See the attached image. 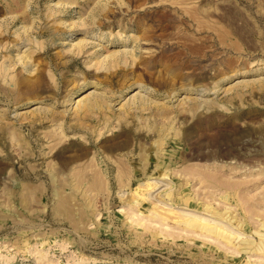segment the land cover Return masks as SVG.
<instances>
[{"label":"rangeland","instance_id":"rangeland-1","mask_svg":"<svg viewBox=\"0 0 264 264\" xmlns=\"http://www.w3.org/2000/svg\"><path fill=\"white\" fill-rule=\"evenodd\" d=\"M58 2L72 7L52 15ZM30 17L39 83L14 63ZM0 21V63L14 64L13 85L0 78V264H264V0H0ZM83 38L82 53L63 56ZM134 48V63L92 67ZM103 90L109 124L67 119L62 156L94 155L110 189L71 193L70 179L46 172L60 160L42 153L44 109ZM139 95L144 105L131 102ZM114 160L131 171L121 188Z\"/></svg>","mask_w":264,"mask_h":264},{"label":"bare ground","instance_id":"bare-ground-1","mask_svg":"<svg viewBox=\"0 0 264 264\" xmlns=\"http://www.w3.org/2000/svg\"><path fill=\"white\" fill-rule=\"evenodd\" d=\"M28 1V0H27ZM21 2V1H20ZM69 2V1H68ZM22 3V2H21ZM24 3V4H23ZM22 4L24 6L23 7V12L27 14V10H30V6H31V2H23ZM33 4V3H32ZM71 4V2H70ZM121 4V2H120ZM15 5V3H14ZM97 5V3H96ZM94 5V6H96ZM54 7L50 8L49 10L53 11L52 12V15H55V11L59 10V8H63L66 7V6H70L69 4L65 3V4H62V3H59L56 4V5H53ZM99 6V4H98ZM21 7V4H20V8ZM48 7V6H47ZM50 7V6H49ZM72 7V6H70ZM180 7V6H179ZM98 8V7H96ZM100 8V7H99ZM62 9V10H63ZM93 9V8H91ZM22 9H20L21 11ZM96 10V9H95ZM48 11V9L46 10ZM90 11V10H89ZM92 12V11H91ZM90 12V13H91ZM59 14V12H57ZM12 14V13H10ZM25 14V15H26ZM50 13H48V16H49ZM61 14V13H60ZM17 15V13H16ZM57 15V14H56ZM89 15V14H87ZM189 15V14H188ZM15 16V15H14ZM28 15H26L27 17ZM17 17V16H16ZM24 17V16H23ZM22 17V19H23ZM53 17V16H52ZM59 17V16H57ZM82 17V16H81ZM81 17H77V20H75V22L73 23V25L76 27H86L85 25L86 24V20L82 19ZM192 17V16H191ZM28 18V17H27ZM48 18H51V17H48ZM55 18V16L53 17ZM86 18V16H85ZM93 18V17H92ZM16 19V18H15ZM26 19V18H25ZM57 19V18H56ZM90 19V18H89ZM193 19V18H192ZM11 20V19H10ZM88 20V19H87ZM95 20V18H94ZM93 20V21H94ZM9 21V20H8ZM12 21V20H11ZM23 21V20H22ZM35 19L34 18H31L30 17V23L28 22L29 25H25L23 24L22 22V26L16 30V39L17 41L20 40V42L22 41L21 38L23 37V43L25 47L28 46V49H25L23 51H19L17 50L16 52V55H15V64L18 63V65H22V68L23 70H25L29 75L31 76H34L33 78H36V82L39 83L41 82V75L39 73H37V69H38V66L36 67V65L33 63V54L37 51V47H40V48H44L42 45L43 43L39 41V34H37V27H36V24H35ZM60 21V20H59ZM21 22V21H20ZM63 22V21H62ZM92 22V21H91ZM5 24V23H4ZM12 24V23H11ZM27 24V23H26ZM66 24V23H65ZM89 24V23H88ZM21 25V24H20ZM72 24L68 25V26H71ZM89 25H92V24H89ZM95 25V23L93 24ZM92 25V27H93ZM2 26L1 24V21H0V27ZM9 26V25H8ZM53 26V25H51ZM64 26V25H63ZM56 27V26H55ZM58 27V26H57ZM56 27V28H57ZM74 27V29H75ZM71 28V27H70ZM79 28V29H80ZM89 28V27H88ZM85 29V28H84ZM85 31V30H84ZM89 31V30H88ZM57 32V31H56ZM39 33V32H38ZM55 33V32H54ZM42 34V33H41ZM15 35V34H14ZM99 36V35H98ZM130 37V36H129ZM134 36H131V38H133ZM139 37H134L133 41L137 42ZM100 40H103V37L102 38H99ZM128 39V38H127ZM219 39V38H218ZM141 40V39H140ZM98 41V40H97ZM139 41V40H138ZM53 46H55L54 41H51ZM88 42L86 39H81V40H78L77 42L75 43H69V46L66 47V49L62 50V53H63V56H67L66 58H68V56H75L80 53L83 52V49L86 48V46L88 45ZM18 43V42H17ZM95 43V42H94ZM19 44V43H18ZM59 44V43H58ZM92 44V42H91ZM222 44V43H221ZM1 45H3L1 43ZM62 45V44H61ZM96 45V44H95ZM137 45V44H136ZM98 46H102V43L100 41H98L97 43V47ZM4 47V45H3ZM137 47V46H136ZM135 47V48H136ZM13 48V47H12ZM131 49V50H126V49H122L121 51H116V52H112V53H109L107 54L106 56L103 57L102 60H98L95 61L92 65V67H94L95 69V72L96 70L99 71V69H104V68H108L109 66H114L116 67V65L120 62L121 58H123V56L126 58V57H129L131 58L132 60V63H134L136 61V59L138 58L136 56V52L135 50L137 49ZM4 49V48H3ZM7 49V48H6ZM18 49V48H17ZM21 49V48H20ZM85 50V49H84ZM41 51V50H40ZM39 52V51H38ZM136 53V54H135ZM11 54V53H10ZM62 55V54H61ZM8 58V57H6ZM71 58V57H69ZM99 58V57H98ZM128 58V59H129ZM5 59V58H4ZM124 60V59H122ZM9 63V61H7ZM11 62V61H10ZM89 63V61H87ZM129 63V62H128ZM131 63V62H130ZM38 64V63H37ZM123 64H124V61H123ZM14 65V64H13ZM13 65H5V63H3V61L0 63V78L3 80V81H6V80H9L10 84L13 85L14 83V80H13V75L12 74V70H14V66ZM19 65V66H20ZM87 65V63H86ZM119 65V64H118ZM125 65V64H124ZM127 65V63H126ZM89 66V65H88ZM35 69H34V68ZM16 68V66H15ZM117 68V67H116ZM110 69V67H109ZM112 69V68H111ZM24 72V71H22ZM25 72V73H26ZM26 73V74H27ZM27 74V75H28ZM46 74H48L47 76H49V78L53 81H55V78L54 76L50 73V72H47ZM36 76V77H35ZM15 78V76H14ZM0 79V80H1ZM31 79V78H30ZM29 79V80H30ZM27 80V79H26ZM28 80V81H29ZM16 81V80H15ZM243 81V80H242ZM27 82V81H26ZM31 82V81H30ZM32 82L35 83V81L33 80ZM31 82V83H32ZM51 82V81H50ZM238 82V81H237ZM33 83V84H34ZM83 83V82H81ZM80 83V84H81ZM6 84V83H5ZM9 84V85H10ZM94 84V83H93ZM248 84V83H247ZM16 85V84H14ZM29 86V85H28ZM96 86H97V83H96ZM234 86V85H233ZM251 86V85H250ZM9 87V86H8ZM11 87V86H10ZM16 87V86H15ZM14 87V88H15ZM38 87V85H37ZM142 84H138V87L136 89H140L142 88ZM235 87V86H234ZM12 88V87H11ZM29 88V87H28ZM35 88V86H34ZM94 88V87H93ZM215 88H217V86H215ZM25 90V89H24ZM104 91V90H103ZM229 91V90H228ZM135 94H138L137 90H135ZM140 93V92H139ZM141 95H139L138 97L136 96H132V100L131 102H135V101H139V105L145 103L146 101L144 100V98L140 97ZM144 96V95H143ZM16 97V96H15ZM149 97V96H148ZM186 98V97H184ZM14 99V98H13ZM139 99V100H138ZM189 100L190 98H186V100ZM149 100V99H148ZM152 101V100H151ZM113 102V101H112ZM186 102V101H185ZM152 103V102H151ZM56 104V103H55ZM131 104V103H130ZM146 104H149V103H146ZM156 106L158 105V103H155ZM62 106V104H60ZM70 105V108L67 109L66 107L62 108L63 110L61 112H54V106H48V107H45L44 111L49 113L50 115V118H49V122H50V129L48 131H45L43 134V137L42 139H44L46 141V143H48V145H46L47 149H49L48 153H43V156L46 157L48 156L49 154L55 152V157L57 159L60 160L59 164H58V168L56 169L55 166H57L56 164H52L51 162L50 163H46L48 164L47 165V175L50 177V178H62V179H70L72 182H73V185L70 187L71 189V193H76V192H83V194H90V193H97V192H106L108 194L109 192V186H108V182H107V174L106 172H104L100 167H99V164H97L96 162V159H95V156L92 155L90 158H86L87 156V153H81L77 156H75L74 158L75 159H69L67 160L65 157L62 156V154L67 150L66 147H62V144H64L66 141H68V137L65 133V124H66V120L68 119L70 122L72 121H78V123L81 125V127H83V124L86 119H95L96 117H94L93 115L94 114H102L103 117L107 118V120L105 119L104 121H106V123L109 124V121H110V117L107 115L110 112H113L112 111V104H111V99L110 97H107V93L104 92H100V93H96L94 94V91H91L89 92L87 95H85L84 97H76L74 98L73 100V103L69 104ZM125 104L121 105L120 107H118V111H120L122 109V107L124 106ZM144 105V104H143ZM185 105V104H183ZM132 106V105H131ZM63 107V106H62ZM137 107V106H136ZM138 108V107H137ZM144 108V107H143ZM163 108V107H162ZM165 109V108H164ZM148 110V108H147ZM162 110V109H161ZM145 111V110H144ZM34 113V112H33ZM37 113V112H36ZM157 113V112H156ZM163 113V112H162ZM35 114V113H34ZM46 114V113H44ZM110 114V113H109ZM32 115V114H31ZM92 115V116H91ZM164 115V114H162ZM35 116V115H34ZM36 117V116H35ZM102 117V118H103ZM32 118V116L30 117ZM42 118V117H41ZM43 119V118H42ZM45 119V118H44ZM100 119V118H99ZM98 117H97V120L99 121ZM36 120V119H35ZM46 120H48V118H46ZM45 120V121H46ZM96 120V119H95ZM38 121V120H37ZM41 121V120H40ZM44 121V120H43ZM89 121V120H88ZM104 121H102L101 123H103ZM36 122V121H35ZM35 122H30L32 123L33 125H35ZM82 122V123H81ZM95 122V121H94ZM100 122V121H99ZM43 123V122H42ZM32 125V126H33ZM42 125V124H41ZM56 125V127H55ZM85 125V124H84ZM105 125V124H104ZM43 126V125H42ZM75 126V125H74ZM73 124H70L68 127H66L67 129H75L73 128L74 127ZM88 126V125H87ZM86 126V127H87ZM47 128V127H46ZM85 128V127H84ZM89 128H92L89 127ZM101 128V127H100ZM110 128V127H109ZM86 129V128H85ZM96 128H93L91 129L90 133L91 135H93L95 132L96 133V136H97V140L101 139V137L103 136V133L101 129H98V130H95ZM105 129V128H104ZM111 130V129H110ZM113 130V129H112ZM88 132V131H87ZM109 132V131H108ZM72 133V132H71ZM74 133V132H73ZM122 133V132H121ZM119 133V134H121ZM87 134V133H86ZM21 135V134H20ZM82 135V134H81ZM84 135V134H83ZM95 135V134H94ZM72 136V141L75 139H73L75 137V134L71 135ZM70 136V137H71ZM90 136V135H89ZM11 137L14 139L15 138V133L11 131ZM92 137V136H91ZM21 138V136H20ZM79 138L85 142V144L88 143V140L86 138V136H79ZM94 138V137H93ZM68 139V140H67ZM11 140V139H10ZM24 140V139H23ZM21 143V142H20ZM28 143V141H27ZM75 143V142H74ZM125 143V142H124ZM159 143V141H158ZM76 144V143H75ZM74 144V145H75ZM30 146V144H28ZM79 145V144H78ZM158 145V144H157ZM72 146V145H71ZM77 146V145H75ZM126 146V145H125ZM124 146V147H125ZM141 147V146H140ZM42 148V146H41ZM43 148H44V145H43ZM58 148V150H57ZM123 147L121 146L120 149H122ZM46 149V148H45ZM57 150V151H56ZM44 151V149H43ZM79 151V150H78ZM30 152V151H29ZM31 154V153H30ZM42 155V154H41ZM52 156V155H51ZM50 157V156H49ZM47 158V157H46ZM55 158V159H56ZM86 158V159H85ZM85 159V161L83 162V160ZM117 160V159H116ZM80 161V162H79ZM81 161L83 163H81ZM115 161V160H114ZM115 163L117 164L116 165V172H115V176L117 181H118V184H119V187H124L126 186L124 183L125 181H129V178H131V171H128V169H124L125 167H123L125 165L124 162H122V160H118V161H115ZM34 168V167H33ZM69 180V181H70ZM90 182V183H89ZM82 183V184H81ZM69 187V186H68ZM60 189V188H59ZM57 190V194H60V193H65V188L62 187L61 191L58 190V188L56 187ZM90 200V199H89ZM66 204V202H60L58 203V206L62 207Z\"/></svg>","mask_w":264,"mask_h":264}]
</instances>
